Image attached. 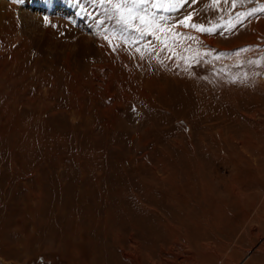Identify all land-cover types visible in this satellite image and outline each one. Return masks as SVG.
<instances>
[{
  "label": "rangeland",
  "instance_id": "rangeland-1",
  "mask_svg": "<svg viewBox=\"0 0 264 264\" xmlns=\"http://www.w3.org/2000/svg\"><path fill=\"white\" fill-rule=\"evenodd\" d=\"M0 264H264V0H0Z\"/></svg>",
  "mask_w": 264,
  "mask_h": 264
},
{
  "label": "snow or ice",
  "instance_id": "snow-or-ice-1",
  "mask_svg": "<svg viewBox=\"0 0 264 264\" xmlns=\"http://www.w3.org/2000/svg\"><path fill=\"white\" fill-rule=\"evenodd\" d=\"M144 2V0H132V3L134 4V5H138V4H142ZM154 7H155V5H153ZM140 19L141 20V22L143 23V22H145V19H144V16H136V17H134L133 15H132V11L131 10H129V16H128V19ZM190 18V17H189ZM122 19H123V17H122ZM193 27H197L196 25H193ZM143 34V33H142Z\"/></svg>",
  "mask_w": 264,
  "mask_h": 264
},
{
  "label": "bare ground",
  "instance_id": "bare-ground-1",
  "mask_svg": "<svg viewBox=\"0 0 264 264\" xmlns=\"http://www.w3.org/2000/svg\"><path fill=\"white\" fill-rule=\"evenodd\" d=\"M43 2V0H41ZM36 6L38 7L40 4L38 2H35ZM43 5V4H42ZM30 9V8H29ZM27 17H31V15H28ZM104 22V21H103ZM109 28V27H108ZM148 35V34H147ZM119 39V38H118Z\"/></svg>",
  "mask_w": 264,
  "mask_h": 264
},
{
  "label": "built area",
  "instance_id": "built-area-1",
  "mask_svg": "<svg viewBox=\"0 0 264 264\" xmlns=\"http://www.w3.org/2000/svg\"><path fill=\"white\" fill-rule=\"evenodd\" d=\"M120 31H123V30H120Z\"/></svg>",
  "mask_w": 264,
  "mask_h": 264
}]
</instances>
